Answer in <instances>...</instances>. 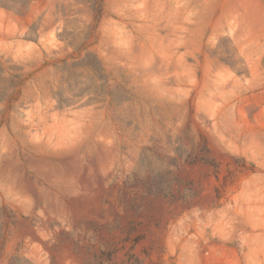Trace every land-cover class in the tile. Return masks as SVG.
I'll list each match as a JSON object with an SVG mask.
<instances>
[{
	"label": "rangeland",
	"instance_id": "obj_1",
	"mask_svg": "<svg viewBox=\"0 0 264 264\" xmlns=\"http://www.w3.org/2000/svg\"><path fill=\"white\" fill-rule=\"evenodd\" d=\"M0 264H264V0H0Z\"/></svg>",
	"mask_w": 264,
	"mask_h": 264
}]
</instances>
